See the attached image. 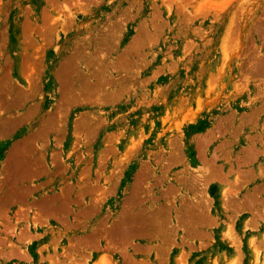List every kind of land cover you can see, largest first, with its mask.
<instances>
[{
	"label": "rangeland",
	"instance_id": "rangeland-1",
	"mask_svg": "<svg viewBox=\"0 0 264 264\" xmlns=\"http://www.w3.org/2000/svg\"><path fill=\"white\" fill-rule=\"evenodd\" d=\"M0 264H264V0H0Z\"/></svg>",
	"mask_w": 264,
	"mask_h": 264
}]
</instances>
